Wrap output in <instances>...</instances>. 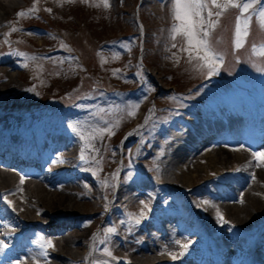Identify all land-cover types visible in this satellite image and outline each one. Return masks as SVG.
I'll return each instance as SVG.
<instances>
[{
  "label": "rangeland",
  "instance_id": "1",
  "mask_svg": "<svg viewBox=\"0 0 264 264\" xmlns=\"http://www.w3.org/2000/svg\"><path fill=\"white\" fill-rule=\"evenodd\" d=\"M108 1H109L108 3H110V5L108 7H105L102 0H86V2H85V0H70V2H69V0H59V1L58 0H43V3H44L43 7L49 5L52 2V7L57 9V11L59 8H61L58 11V13L63 15V18H65V19L67 18V15L69 16V13H71V14L74 13L77 16V18L80 22L79 29L75 30L76 31L75 32V31H69L67 28L64 27V32H66V36L71 41V43L74 45L75 49L78 50L77 52L79 54H81V56L83 57V60L85 61V63H87L89 68L102 78L104 85L117 80V77L115 76L116 74H115V72H113V70H114L113 65L117 66V64H121V63L114 64L113 62H111L112 60H108V59H106V57H102L107 52L105 42L109 39L110 35L118 32V31L122 33L123 30L130 29L129 27L134 24V22L130 23L127 20L124 21L121 17H117V18L112 17V15H111L112 11L110 10V7L112 9L117 7V9L119 10L121 8V6H124L125 7V9H124L125 14L123 16H128L129 12L131 11V9L135 5H138V6L142 5L141 8H139V12L141 13V15H140L141 20L140 21L144 25V27L146 26V28L148 29V32H146L147 40L145 42L147 47H148V49L145 52V55L147 56V63H146V66L148 67L147 71L149 72V74H151V76H155V80L158 82V83L156 82V85H154L153 91L155 90V88L157 86H159L161 88H167L169 86V84L183 85V87H187L189 85V83L191 82V78L197 76L200 73H202L203 75L208 73L207 72L208 70L206 68H200L199 71L192 73L189 76L190 77L189 79H186L183 76L182 72L177 73V74H173L170 79H168L166 77L167 71L170 68H172L178 64L191 65L193 63H196V61L189 62L188 60H186L187 54L180 50L181 48H183L185 46V39L180 34H177L175 39L172 38V26L170 24H168V21L162 27L156 28L157 25L155 23H157L158 19L162 18L165 20L166 17H167V19H169L170 17H173V12H172V9L174 6L173 0H169L167 2H160L157 0H115L114 4H113L112 0H108ZM147 6H153V8H155L156 11L158 12L157 15H150V13L148 12V8H146ZM5 10L8 11V9H5ZM3 14L4 13H1V15H3ZM251 21H252V19H251ZM178 23H179V21H178ZM234 26H235V16L230 15L226 11L224 13V15L220 18V23L218 24V27L216 28V31H215L216 35L213 34L211 37H209V39H210V41H211V43L215 49H217L219 46L223 45V43L227 42L228 39H230V40L232 39V48H234V46H233L234 37H232V35L234 34ZM252 26L256 27L258 29V30H256L257 34H264V28L260 27V25L257 21V16H256V19L252 21L251 27ZM155 32H157V36L154 35ZM92 35H94V36H92ZM131 37L132 36L125 39L127 45L130 48L133 47V44L135 42V40H133V42H131V43L129 42ZM162 37H163V39L160 40L159 38H162ZM250 38L256 39L257 37L255 35H253L252 37L250 36ZM93 41H95L96 44H94ZM173 44H176V47H172ZM62 47H65V46H62ZM151 49H153V50H151ZM222 49L225 50L226 48H222ZM164 50L169 51L171 53L170 54L171 58L167 57L166 55L163 54L162 51H164ZM237 50H239V49H232V50H229L228 52L232 55ZM71 51H72V49H71ZM136 53H137V50H135V55H136ZM173 53H175L176 55L173 56ZM117 57L119 58V56H117ZM258 64H259V62H258ZM121 65L129 66V63H125V64H121ZM75 69H76V66L73 65L72 66V70L74 73L73 75H76ZM118 69H120V68H116L115 71H117ZM181 74H182V77H181ZM69 78L71 79V76ZM82 79L85 80V83L87 85H89L91 83L90 79L86 76H84ZM118 80H120L119 77H118ZM127 82H128V84L131 83L130 81H127ZM61 84H63L62 80H60V85ZM158 84H160V85H158ZM153 91L148 94L147 103L151 102ZM3 93L5 94V91ZM143 104H145L144 101L141 103H133L131 101L128 102V104L126 105L127 109H126L125 114L117 122L118 123V129L119 128L125 129L129 124H131L133 122V120L135 119L134 116L135 115L139 116V114L141 113L140 112L141 109L145 108V106H143ZM129 111H134L135 115L129 116L128 115ZM229 125L231 126V128H238L241 126V123L237 126V124L235 125L233 122H231ZM232 126H235V127H232ZM103 128H110L111 133H112L110 136L114 135V133L116 132V130L112 129L113 126H110V127H108V126H106V127L92 126L90 128V131H91L90 132V139L92 140V142L94 141L95 135H105L107 133V132L101 133L99 131L100 129H103ZM159 157H160V155L158 156V158ZM249 159H251V158H249ZM195 160L197 162H199L198 156H196ZM199 164L201 165V168H203V166H205V170L201 169L199 171H197V170L189 171L188 168L186 169L185 172L187 174L190 172L192 175L195 176V177H189V178L186 177L185 181H183V182H185L186 187L189 186L188 184H190V183L192 184V183H195L196 181L200 180L204 176L203 173L206 170L216 171V168H212V167L209 168V166L205 163L199 162ZM171 165H172V159H171V162L169 163L168 166H171ZM228 167H230V166L229 165H223V166H221V169H225ZM250 168H252V166L248 167L247 171ZM177 175H179V174H176L172 170H170L169 172H165L161 177L164 180H175L176 181L179 179L177 177ZM205 175H207V172ZM172 176L175 178H171ZM262 176H264V175H262ZM182 179H184V178H182V176H181V179H179L177 182L182 183ZM31 184L33 185L34 183H31ZM93 187H94V185H93ZM78 190L85 191L83 185H80L78 187ZM120 193L122 194L123 192H120ZM70 197H72V200H74L76 203H82V204H80L83 207L82 209H87L90 205V203H88V202L77 201L78 199H76L75 197H73V196H70ZM96 201H100V197L93 198V196H91L90 202L92 204H94L93 202H96ZM196 203L199 204L198 206L200 208L204 206V204L202 205L203 202H196ZM136 206H137V204H134V207H136ZM59 208H61V210H59V211H62V212L65 211L67 213V210H64L63 207L60 206ZM80 209H81V207H80ZM214 209L215 208H213L212 212L218 213V212H222V210H223V212L226 213L225 209H223V208H220V209L216 208L215 210ZM88 210H90L89 212L92 215L89 218H87V217L83 216L84 214H79L78 216H82L80 218L81 220L84 219L87 222H89L90 219L97 217V215L100 211L99 209H97L95 207L92 209H88ZM208 214L210 215L211 211L208 212ZM208 214H207V216H208ZM211 220L216 221V219H214L213 216L210 218V221ZM69 245H70L71 251L68 252V255H73L74 253H76V250L79 249V247H78V245L76 246V245L71 244V243H69ZM153 260H154L153 256L152 257L148 256V257H146L145 260L139 259V260H135V261L139 264H143V263L144 264H150ZM19 261H21V260H19ZM53 262H56V260L53 259ZM67 264H69V262H67Z\"/></svg>",
  "mask_w": 264,
  "mask_h": 264
},
{
  "label": "bare ground",
  "instance_id": "2",
  "mask_svg": "<svg viewBox=\"0 0 264 264\" xmlns=\"http://www.w3.org/2000/svg\"><path fill=\"white\" fill-rule=\"evenodd\" d=\"M16 2L17 0H0V18L2 17L1 13H5L6 11L5 9H7L9 6L14 5ZM93 42L94 44L96 43L95 41ZM13 79H14V76L10 75L9 81ZM214 139L217 143L218 138H214ZM201 142H202L201 139H195L194 142L192 139L187 145L188 146L193 145V147H190V149H186V150H184L183 147L179 148L177 153L171 158L172 165L171 166L167 165L158 174V178L160 180H164L161 176L165 172H169L170 170H172L174 173L179 174L177 175L179 179H181V176L182 178H184L182 179V183L177 182L179 180L178 178H177L178 180L176 181L175 180H164V182L162 183H166L165 181H167L170 186L186 187L185 182H183L185 181L186 177L188 178L195 177L190 172L188 174L185 172L187 168L189 169V171H192V170L199 171L201 169L205 170V166L201 168V165L199 164V162L195 160L196 156H198V159L204 160V163L207 164L209 168L210 167L216 168V170L219 169L218 161H223L224 162L223 164H234L235 163L237 164L241 172L247 171L248 167L252 166V163H253L252 159H251L252 163L249 162V159H248L250 153H248L244 149H241V148H234L231 150H223L221 148L212 149V146L209 142L208 143H204V142L201 143ZM62 143H63L62 140H57L56 145H58V148L62 147L61 146ZM69 153L70 151L65 153V156H68ZM66 167H69V166H66ZM55 171H56V168L54 167V168H51L49 171H47L46 174L49 176H54ZM206 172H207V175L210 174V172L206 170L203 173L204 176L202 175L203 177L201 179H205L208 177L207 175H205ZM257 174L260 175L259 172ZM173 176L171 178H175ZM260 177L261 175L259 176V178ZM10 181H12L13 186L17 184L14 177H11L10 175H6L4 173H0V196H2L1 194L2 190L9 192L6 199L8 201H11V206H14V202L17 205L19 209L18 214L20 217L18 216L16 217L20 218L21 222H34L37 224L48 226L51 220L63 219L65 221H68V220H72L73 218L80 219L82 216H78L79 214H84L83 216L87 218H89L92 215L89 212L90 210L82 209L83 207L82 205H80L82 203H76L74 200H72V197H70L63 191L62 188L56 187L55 183L57 182V180H53L50 183V185L45 183L44 181H38L34 183L33 185L30 182L26 184V187L31 188L28 190V192L30 193L29 195L30 197L35 198V201H34L35 206L34 207L33 206L23 207L21 206V202H22V199L20 198L21 194L18 192H15V193L12 192L11 190L12 186H11ZM190 184L188 185L189 186L193 185V183L191 185ZM244 184H251V183L244 182ZM244 184L243 182L238 181L237 184L233 185L234 189L238 191V193L234 192V189L232 191L228 185L220 184L217 187V193L222 198H224V201H217L216 204H214V200H208L207 202H205L204 206L201 207V210L199 211L200 212L199 215H202V220L205 222H209L210 218L213 215L217 214V212H212L213 208L215 209L223 208L225 209L229 217L235 221L236 224H248L252 221H256L259 217V213H257V211H259L260 209L264 207L263 196L262 194H260V192L255 191L256 188L258 189L256 184L253 185L254 189H252L250 185L247 187ZM165 188L169 189L168 186H166ZM239 193L242 194V196H240V199L243 204L239 205L238 203L228 202L229 199H234L235 196ZM115 199L117 200L118 198L115 197ZM3 200L5 201V199ZM60 206L63 207L64 210H67V213L65 211L63 212L59 211L61 210V208H59ZM210 211H211V214L209 215L208 212ZM253 213L255 215H253ZM166 219L172 220V218L170 217ZM155 227L159 230L162 226L158 225ZM57 229L65 230V233H62L61 231L57 232V234H60L59 238L62 240V241L60 240L61 242L58 241L59 238L51 236V239L54 242V244H56V247L53 253L50 254V256L53 258L52 260L48 261V264H61L63 261V258L67 259L66 256L68 255V252L71 251L69 243L74 244L76 246L78 245V243H80L79 245L81 246L79 247V249L76 250V252H78L81 256H84V258L88 256L90 252V248H88L87 242L83 241L89 234V228L87 226H83L81 228L74 227L72 224L68 222L64 225L59 226ZM164 231L166 232V234H169L171 230L166 228ZM149 238L153 240L152 243H154L153 249H149V250L155 253L158 252L162 246L159 245V243L157 242V238L152 234H150ZM182 240H183V236L178 237L177 242H181ZM257 246H260V244L258 243ZM73 255H76V253H74ZM256 255L258 256V254ZM53 259L56 260V262H53ZM139 259L145 260L146 257L137 256V257L131 258L132 262H134L135 260H139ZM11 264H38V263L34 259L25 258L21 261L12 260ZM135 264H139V263L135 261Z\"/></svg>",
  "mask_w": 264,
  "mask_h": 264
},
{
  "label": "snow or ice",
  "instance_id": "3",
  "mask_svg": "<svg viewBox=\"0 0 264 264\" xmlns=\"http://www.w3.org/2000/svg\"><path fill=\"white\" fill-rule=\"evenodd\" d=\"M102 2L105 7L109 6L108 0H102ZM173 3V17L174 20L179 21V23L172 26V38L175 39L177 34L182 35L185 39V46L180 50L187 54L188 61H196V67L206 68L208 70V75H213L220 67L222 56L215 50L209 39L211 31L217 27L220 23V18L229 8L239 9V14L235 17L233 46L235 49L242 48L244 43H242L241 38H246L249 35L248 29L252 19L248 13L254 8L256 3H258V0H173ZM212 8H216L218 11L213 12ZM37 10L34 0L31 9L18 12L17 16L29 15ZM47 10L51 11L50 9ZM205 11H207V18L204 16ZM213 16L215 19L212 18ZM257 21L260 27L264 28V9L260 10L258 13ZM16 30V28L12 29V31ZM172 47H176V44H173ZM256 49L257 45L254 44L252 46L253 54L256 53ZM259 54L264 56V45L260 46ZM19 55L24 54L19 53ZM175 55L176 54L173 53V56ZM128 115L134 116L135 112L129 111ZM99 131L101 133L107 132L109 135L112 134L110 128H103ZM81 139H84V137L82 136ZM88 147L91 148L92 145L89 144ZM252 156L256 163V167H264V151L253 152ZM80 159H84L83 154L80 156ZM253 179H255V175H253ZM23 181L24 177H21V183H23ZM6 195L7 194H4L3 196H0V198L5 199V202L11 206V201L6 199ZM141 203L143 204L144 202L141 201ZM141 218H143V213L141 214ZM141 218H137L135 223L139 224ZM221 220H223L222 217ZM121 223H123V221H121ZM105 232L110 234L115 232V229L110 227L106 229ZM50 247H54L50 240L41 245V248L43 249ZM183 247L186 248L187 245H184ZM104 252L106 255L110 257L112 256L111 251L107 248L104 249ZM41 254L47 256V251L45 250ZM175 258L176 257L173 256V259ZM93 264H101V262L94 261Z\"/></svg>",
  "mask_w": 264,
  "mask_h": 264
}]
</instances>
